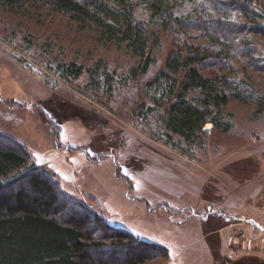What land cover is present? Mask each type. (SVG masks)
Instances as JSON below:
<instances>
[{"label": "rangeland", "instance_id": "rangeland-1", "mask_svg": "<svg viewBox=\"0 0 264 264\" xmlns=\"http://www.w3.org/2000/svg\"><path fill=\"white\" fill-rule=\"evenodd\" d=\"M248 1L264 14V0ZM243 2L215 4L240 25ZM134 3L151 35L146 71L126 46L63 15L0 6V145L24 147L69 198L165 247L153 264H264V71L255 70L264 38L246 32L250 62L241 47L228 63L245 86L225 107L228 130L205 123L186 139L168 127L158 85L178 43L198 45L202 34L159 26ZM197 3L207 2L185 0L176 15ZM72 64L78 76L66 71Z\"/></svg>", "mask_w": 264, "mask_h": 264}, {"label": "trees", "instance_id": "trees-1", "mask_svg": "<svg viewBox=\"0 0 264 264\" xmlns=\"http://www.w3.org/2000/svg\"><path fill=\"white\" fill-rule=\"evenodd\" d=\"M140 1L159 26L202 34L198 45L178 43L181 49L170 53L161 74L158 89L170 103L168 127L186 139L205 123L227 131L229 125L222 121L225 107L233 99H243L245 87L243 77L228 63L241 54V47L246 58L254 53L246 32L254 30L264 38L259 23L264 14L243 0L249 5H238L236 16L244 20L239 25L229 20L232 10L219 7L216 0L197 3L181 16L176 12L185 0ZM0 6L63 15L106 41L126 46L133 56L144 59V71L154 62L147 52L151 35L135 16L134 0H0ZM257 64L254 69L263 72L264 64ZM206 66L212 68L209 73L203 72ZM65 69L74 76L82 70L73 64ZM10 141L9 146L0 145V264H153L168 257L165 247L110 225L69 198L58 182L30 164L24 147Z\"/></svg>", "mask_w": 264, "mask_h": 264}, {"label": "bare ground", "instance_id": "bare-ground-1", "mask_svg": "<svg viewBox=\"0 0 264 264\" xmlns=\"http://www.w3.org/2000/svg\"><path fill=\"white\" fill-rule=\"evenodd\" d=\"M210 125H207V128H209Z\"/></svg>", "mask_w": 264, "mask_h": 264}, {"label": "crops", "instance_id": "crops-1", "mask_svg": "<svg viewBox=\"0 0 264 264\" xmlns=\"http://www.w3.org/2000/svg\"><path fill=\"white\" fill-rule=\"evenodd\" d=\"M251 222H253V223H254V221H251Z\"/></svg>", "mask_w": 264, "mask_h": 264}]
</instances>
